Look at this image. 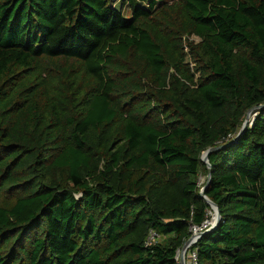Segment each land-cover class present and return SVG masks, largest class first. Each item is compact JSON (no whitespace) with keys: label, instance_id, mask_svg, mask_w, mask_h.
I'll return each mask as SVG.
<instances>
[{"label":"trees","instance_id":"obj_1","mask_svg":"<svg viewBox=\"0 0 264 264\" xmlns=\"http://www.w3.org/2000/svg\"><path fill=\"white\" fill-rule=\"evenodd\" d=\"M205 197L264 264V0H0V264H179Z\"/></svg>","mask_w":264,"mask_h":264},{"label":"water","instance_id":"obj_2","mask_svg":"<svg viewBox=\"0 0 264 264\" xmlns=\"http://www.w3.org/2000/svg\"><path fill=\"white\" fill-rule=\"evenodd\" d=\"M261 106H262V105L254 106V107H252L251 109H249V110L247 111L246 116H245V118H244V121H243V123H242V125H241V127H240V129H239V131H238V133L236 134V136L234 137L233 140L237 139V138L241 135V133L245 130V128L247 127V125H248L249 123H250V124L252 123V120H253L254 115H255V113H253V111H255L256 109L260 108ZM251 113H253V118L249 121V116H250ZM219 147H220V146H212V147H209V148H207L205 151H203L202 154H201L200 159H201V161H202L203 163H205L206 167L208 168V172H207V175H206L207 182L210 180V177H211L210 165H209V161H208V154H209L211 151L218 149ZM206 184H207V183H206ZM206 184H205V186H206ZM205 186H203V187L200 189V193H201L203 196H204V188H205ZM205 199H206V201L208 202V204L210 205V209L213 211V215H214V216L212 215V221H211L210 226H209L207 229L198 232L199 237H200L204 232H206V231L212 229V228L217 224L218 220L220 219V213H219V210H218V207L216 206V204L213 203L211 200L207 199L206 197H205ZM193 237H194V235L191 234V235H190V236L184 241V243L182 244V246L179 248L178 253H177V255H178V259H179V264H186V259H187L186 254H187V250L189 249L190 245L192 244ZM199 237H198V238H199ZM198 238H197V239H198Z\"/></svg>","mask_w":264,"mask_h":264},{"label":"built area","instance_id":"obj_3","mask_svg":"<svg viewBox=\"0 0 264 264\" xmlns=\"http://www.w3.org/2000/svg\"><path fill=\"white\" fill-rule=\"evenodd\" d=\"M210 219L212 221V218H210ZM210 224H211V222L209 221V218H208V219L204 220L199 225H195V224L190 225V227H189L190 235L191 234L194 235L193 240H192V244L190 245V247L196 243L197 238L199 237L198 232L207 229L210 226ZM160 237L161 236L156 231L150 230L148 237H147V243L151 244V243L155 242L157 239H159ZM177 253H178V251H177ZM177 257H178V255H177ZM186 257H187L188 264H197V253H196L195 249H192V250L188 249Z\"/></svg>","mask_w":264,"mask_h":264},{"label":"rangeland","instance_id":"obj_4","mask_svg":"<svg viewBox=\"0 0 264 264\" xmlns=\"http://www.w3.org/2000/svg\"><path fill=\"white\" fill-rule=\"evenodd\" d=\"M196 39L197 38H195V40ZM253 113H254V111H253ZM253 113L250 114L249 121L253 118ZM204 178H205V174L202 172L201 176H200V182H202L204 180ZM1 202L4 203V201H1ZM212 215H213V211L211 209H209V211H208L209 221H211L210 218H212ZM163 241H164V237L163 238L160 237L159 239L156 240V242H163Z\"/></svg>","mask_w":264,"mask_h":264},{"label":"crops","instance_id":"obj_5","mask_svg":"<svg viewBox=\"0 0 264 264\" xmlns=\"http://www.w3.org/2000/svg\"><path fill=\"white\" fill-rule=\"evenodd\" d=\"M186 264H188V261H187V259H186Z\"/></svg>","mask_w":264,"mask_h":264},{"label":"bare ground","instance_id":"obj_6","mask_svg":"<svg viewBox=\"0 0 264 264\" xmlns=\"http://www.w3.org/2000/svg\"><path fill=\"white\" fill-rule=\"evenodd\" d=\"M214 216V215H213ZM211 222V221H210Z\"/></svg>","mask_w":264,"mask_h":264}]
</instances>
